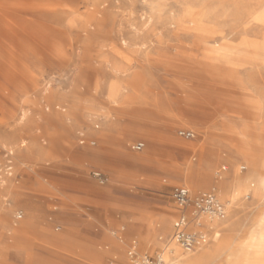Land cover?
I'll list each match as a JSON object with an SVG mask.
<instances>
[{
  "label": "rangeland",
  "instance_id": "rangeland-1",
  "mask_svg": "<svg viewBox=\"0 0 264 264\" xmlns=\"http://www.w3.org/2000/svg\"><path fill=\"white\" fill-rule=\"evenodd\" d=\"M176 186L226 207L191 253ZM133 243L264 264V0H0V264H131Z\"/></svg>",
  "mask_w": 264,
  "mask_h": 264
},
{
  "label": "built area",
  "instance_id": "built-area-1",
  "mask_svg": "<svg viewBox=\"0 0 264 264\" xmlns=\"http://www.w3.org/2000/svg\"><path fill=\"white\" fill-rule=\"evenodd\" d=\"M180 135L186 139L193 137V133L190 131H181ZM143 148V143L134 146L137 151H141ZM95 176L103 183V176L100 173H95ZM171 198L178 209V216L173 224L172 241L188 253L206 246L210 237L208 231L205 230L202 217L210 220H224L226 218L224 204L213 192L194 193L190 188L184 186L174 187ZM22 217V213L17 216L18 219ZM192 224H195L193 229L191 228ZM128 255L131 264H165L162 254L155 258L145 257L139 261L134 243Z\"/></svg>",
  "mask_w": 264,
  "mask_h": 264
},
{
  "label": "crops",
  "instance_id": "crops-1",
  "mask_svg": "<svg viewBox=\"0 0 264 264\" xmlns=\"http://www.w3.org/2000/svg\"><path fill=\"white\" fill-rule=\"evenodd\" d=\"M173 188H174V187H173ZM177 216H178V214H177ZM176 218H177V217H176ZM204 221H205V220H204ZM204 221H203V223H204V225H205V230H207V231L213 230V228H212V227H208L207 224H206ZM194 230H195V229H194Z\"/></svg>",
  "mask_w": 264,
  "mask_h": 264
},
{
  "label": "bare ground",
  "instance_id": "bare-ground-1",
  "mask_svg": "<svg viewBox=\"0 0 264 264\" xmlns=\"http://www.w3.org/2000/svg\"><path fill=\"white\" fill-rule=\"evenodd\" d=\"M215 221V220H214ZM217 236V235H216Z\"/></svg>",
  "mask_w": 264,
  "mask_h": 264
}]
</instances>
